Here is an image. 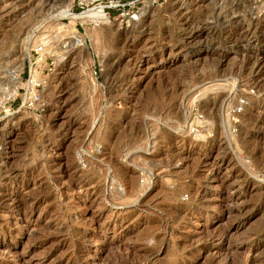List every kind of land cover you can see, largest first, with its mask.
<instances>
[{"label":"rangeland","instance_id":"1","mask_svg":"<svg viewBox=\"0 0 264 264\" xmlns=\"http://www.w3.org/2000/svg\"><path fill=\"white\" fill-rule=\"evenodd\" d=\"M69 1L0 0V264H264V0Z\"/></svg>","mask_w":264,"mask_h":264},{"label":"bare ground","instance_id":"2","mask_svg":"<svg viewBox=\"0 0 264 264\" xmlns=\"http://www.w3.org/2000/svg\"><path fill=\"white\" fill-rule=\"evenodd\" d=\"M70 6H71V1H69L68 2V5H67V7H66V10L63 12V13H61V16H63V17H66L67 19H71V20H78V19H81V20H84L85 18H92V17H100V18H105V17H103L104 15L102 14V11H95V10H92V11H89V12H87L86 14H73V13H70V11H69V8H70ZM78 38V37H77ZM79 42H80V39H79ZM34 49V48H33ZM25 57L26 58H29L30 57V50H27L26 51V53H25ZM251 65V64H250ZM21 68H22V65H20L19 66V69H18V72L21 70ZM13 80H14V82H15V85L17 84V86H19L20 84H21V79H20V77H18V76H14L13 75ZM31 83V82H30ZM30 83H28L27 85L28 86H30ZM35 84V83H34ZM14 85V84H13ZM251 86V85H250ZM15 87V86H14ZM15 89V88H14ZM254 89V88H253ZM14 93H15V91H14ZM129 133V132H128ZM136 133V132H135ZM124 139V138H123ZM249 149V148H248ZM248 154H249V152H248ZM113 160V159H112ZM223 162V160L222 159H220L219 160V162H218V164L219 163H222ZM243 164V163H242ZM114 165V164H113ZM59 167V166H58ZM123 169V168H122ZM246 172V171H245ZM237 173V172H236ZM214 175V174H213ZM131 179H132V177H130ZM134 178H135V176H134ZM215 179H217V177L215 178ZM243 179V178H242ZM133 180V179H132ZM128 181V180H127ZM127 181H126V183H127ZM134 181V180H133ZM130 182V181H129ZM245 182V181H244ZM132 183V182H131ZM254 183V182H253ZM130 184V183H129ZM133 184V183H132ZM134 185V184H133ZM238 185V184H237ZM253 184L251 183V186H252ZM131 186V185H130ZM129 186V187H130ZM221 186V185H220ZM241 186V185H240ZM254 186V185H253ZM133 187V186H132ZM151 187V186H150ZM246 189L248 188V187H250L249 186V182H247V184H245V186H244ZM221 188V187H220ZM258 188V187H257ZM130 189V188H129ZM115 190V189H114ZM195 191V190H194ZM221 191V190H220ZM218 192L217 191V195H219L221 192ZM130 192V191H129ZM197 193V192H196ZM143 194V193H142ZM197 195V194H196ZM200 195V194H199ZM222 195V194H221ZM203 196V195H202ZM194 197V196H193ZM219 197V196H218ZM190 198V197H189ZM202 198V197H201ZM200 198V199H201ZM216 198V197H215ZM194 199V198H193ZM205 199V201H206V198H204ZM217 199V198H216ZM13 200V199H12ZM108 201V200H107ZM115 201V200H114ZM197 201V200H196ZM202 201V200H201ZM200 201V202H201ZM214 201V200H213ZM17 202V201H16ZM117 202V201H116ZM115 202V203H116ZM128 202V201H127ZM188 202V201H187ZM199 202V203H200ZM211 202V201H210ZM217 202V201H216ZM117 204V203H116ZM129 204V203H128ZM193 204V203H192ZM201 204V203H200ZM210 204V203H209ZM214 204H216V203H214ZM213 204V205H214ZM126 205H127V203H126ZM132 205H134V204H132ZM204 205V204H203ZM206 205V204H205ZM204 205V206H205ZM117 206V205H116ZM115 206V207H116ZM206 206H209V205H206ZM118 207V206H117ZM211 207V206H210ZM209 207V208H210ZM189 208H191V206L189 207ZM194 208V207H193ZM211 208H214V206L213 207H211ZM207 209V208H206ZM205 210V209H204ZM176 213V212H175ZM224 214V213H223ZM176 215V214H175ZM24 224V223H23ZM119 224V223H118ZM133 226V225H132ZM152 226V225H151ZM24 228H25V226H24ZM27 228V227H26ZM95 239V238H94ZM151 240V239H150ZM81 241V240H80ZM137 241V240H136ZM207 242V241H206ZM92 243H94V242H92ZM229 245V244H228ZM113 247V246H112ZM224 249V248H223ZM123 250V249H122ZM128 250V249H127ZM208 250V249H207ZM3 251H6L7 253H9L10 252V249H9V247L7 246V245H4V244H1V247H0V252H3ZM112 251V250H111ZM226 251V250H225ZM5 252V253H6ZM135 252V251H134ZM127 253V252H126ZM225 253V252H224ZM141 255V254H140ZM153 255V254H152ZM115 256V255H114ZM126 256V255H125ZM125 256H124V258H125ZM152 257V256H151ZM127 259H128V257H126ZM116 260V259H115ZM139 260V259H138ZM17 261V260H16ZM145 261H147V260H145ZM132 262V261H131ZM118 263V262H117ZM119 263H121V264H126V262H119ZM133 263V262H132ZM245 263V262H244ZM116 264V263H115ZM128 264V263H127Z\"/></svg>","mask_w":264,"mask_h":264},{"label":"built area","instance_id":"3","mask_svg":"<svg viewBox=\"0 0 264 264\" xmlns=\"http://www.w3.org/2000/svg\"><path fill=\"white\" fill-rule=\"evenodd\" d=\"M107 2L108 5L101 7L102 9L100 10H102L103 12V17H105L108 21L110 20L111 10L120 11L121 13L118 16V20L121 22H125L126 24L136 21L141 16L142 9L140 7H136L134 4L124 5L121 4L120 0H108ZM158 2L159 0H150L149 2H146V4L150 5V7H154L158 5ZM39 51H41V49L36 50L35 53H38ZM28 82H30V80Z\"/></svg>","mask_w":264,"mask_h":264}]
</instances>
